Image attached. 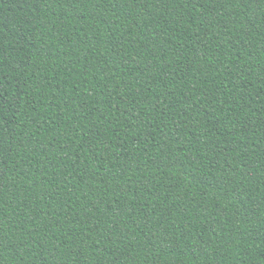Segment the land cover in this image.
Masks as SVG:
<instances>
[{
	"label": "trees",
	"instance_id": "1",
	"mask_svg": "<svg viewBox=\"0 0 264 264\" xmlns=\"http://www.w3.org/2000/svg\"><path fill=\"white\" fill-rule=\"evenodd\" d=\"M0 264H264V0H0Z\"/></svg>",
	"mask_w": 264,
	"mask_h": 264
}]
</instances>
